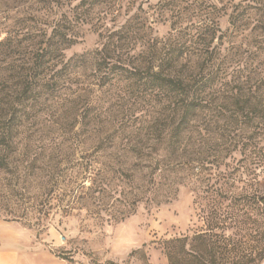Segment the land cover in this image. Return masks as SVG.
<instances>
[{
    "label": "rangeland",
    "instance_id": "1",
    "mask_svg": "<svg viewBox=\"0 0 264 264\" xmlns=\"http://www.w3.org/2000/svg\"><path fill=\"white\" fill-rule=\"evenodd\" d=\"M160 1L0 0V81L9 86H0V116H19L8 170L0 171V253L16 250L32 264H264V209L247 200L264 196V85L244 110L222 96L198 113L183 133L186 165L162 172L150 161L164 154L156 139L167 122L152 98L109 86L96 93L101 113L91 124L85 93L16 107L10 66L19 64L26 34H49L65 16L77 37L64 52L70 58L94 51L100 34L138 14L163 39L172 12L158 9ZM216 17L224 32L227 16ZM242 56L251 79L263 78L264 57ZM119 170L133 182L120 180ZM220 204L231 210L218 216ZM201 233L215 250L196 247Z\"/></svg>",
    "mask_w": 264,
    "mask_h": 264
},
{
    "label": "trees",
    "instance_id": "2",
    "mask_svg": "<svg viewBox=\"0 0 264 264\" xmlns=\"http://www.w3.org/2000/svg\"><path fill=\"white\" fill-rule=\"evenodd\" d=\"M157 6L162 10L169 7L172 12L170 31L163 39L153 37L152 28L138 14L116 30L100 34V44L94 51L70 58H65L64 52L76 43L77 37L73 34L74 24L65 16L52 22L51 27L46 26L51 29L49 34H26L19 42L25 49L19 64L10 66L15 72L16 107L25 112L26 103L35 104L43 98L60 100L67 97L65 92H73L75 98L85 93L88 107L92 108L88 116L91 124L101 113V99L96 93L120 85L121 92L152 98L165 112L167 132L156 139L164 145V154L150 161L153 171L185 166L186 162L179 159L183 133L198 113L211 111L222 96L233 107L242 103L240 109L244 110L253 92L264 85V77L251 79L254 68L242 56L264 57V0H188L183 4L162 0ZM220 13L227 16L228 28L224 32L216 17ZM243 47L245 50L240 53ZM236 55L239 57L234 58ZM0 86L9 87L4 80ZM72 86L76 87L75 92ZM5 115L0 116V171L8 170V148L19 121L16 114L8 118ZM248 123L251 125L252 119ZM106 141L110 146L115 144L111 137ZM118 174L120 180L133 182V175L121 170ZM89 189L96 191L94 183ZM136 197L133 202L138 200ZM240 200L241 197L233 205ZM247 200L250 206L264 209V196L251 195ZM229 210L231 206L221 204L216 209L218 216ZM210 237L201 233L193 241L205 250L209 245L213 248ZM222 240L223 244L225 239ZM262 252L264 259V247Z\"/></svg>",
    "mask_w": 264,
    "mask_h": 264
},
{
    "label": "crops",
    "instance_id": "3",
    "mask_svg": "<svg viewBox=\"0 0 264 264\" xmlns=\"http://www.w3.org/2000/svg\"><path fill=\"white\" fill-rule=\"evenodd\" d=\"M22 254L23 253L16 250L12 251L11 253H0V264H32L31 260L33 259L25 257Z\"/></svg>",
    "mask_w": 264,
    "mask_h": 264
}]
</instances>
